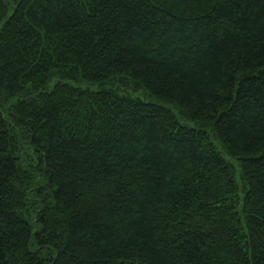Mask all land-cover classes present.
Returning <instances> with one entry per match:
<instances>
[{"label":"trees","instance_id":"trees-1","mask_svg":"<svg viewBox=\"0 0 264 264\" xmlns=\"http://www.w3.org/2000/svg\"><path fill=\"white\" fill-rule=\"evenodd\" d=\"M0 31V264H264V0H0Z\"/></svg>","mask_w":264,"mask_h":264},{"label":"snow or ice","instance_id":"snow-or-ice-1","mask_svg":"<svg viewBox=\"0 0 264 264\" xmlns=\"http://www.w3.org/2000/svg\"><path fill=\"white\" fill-rule=\"evenodd\" d=\"M7 23V22H6ZM98 39V37H97ZM3 43H4V37H3V33L2 31H0V52H2V48H3ZM0 83H2V81H0ZM3 98L0 97V100H2ZM86 197L87 196V190H85L83 193H77V197ZM87 203L86 199H81V207L83 208L84 205ZM55 212H63V208H58L54 210ZM69 213L75 214L76 209H73L71 207L68 208ZM71 217H68V221H66L65 217L63 215L60 216H53L52 219V224L56 225V226H61V225H65L67 223L68 227H70V221ZM48 222H46L47 224ZM49 231L52 230L51 226L49 225L48 229ZM39 231H43V229H38ZM67 231V229L65 227L61 228V232L65 233ZM0 234H2V229H0ZM60 238V237H58ZM47 241H44L43 243H46ZM262 249H264V240L260 241V245H259ZM0 247H2V243H0ZM91 246H89L90 248ZM89 248H82L81 251L78 253L80 259L77 262V264H91L90 261V251ZM37 250L33 249L32 251H28L27 250V246L25 251L21 254V258L19 260H17L16 264H34V260H33V254L36 253ZM41 264H43V262L41 261ZM57 264H59V261H57ZM68 264H71V262L69 261Z\"/></svg>","mask_w":264,"mask_h":264},{"label":"rangeland","instance_id":"rangeland-1","mask_svg":"<svg viewBox=\"0 0 264 264\" xmlns=\"http://www.w3.org/2000/svg\"><path fill=\"white\" fill-rule=\"evenodd\" d=\"M94 88H98L97 84L93 85Z\"/></svg>","mask_w":264,"mask_h":264}]
</instances>
